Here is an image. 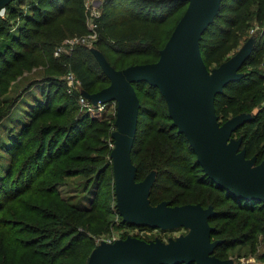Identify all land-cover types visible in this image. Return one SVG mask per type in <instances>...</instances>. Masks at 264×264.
I'll return each mask as SVG.
<instances>
[{
  "label": "trees",
  "instance_id": "1",
  "mask_svg": "<svg viewBox=\"0 0 264 264\" xmlns=\"http://www.w3.org/2000/svg\"><path fill=\"white\" fill-rule=\"evenodd\" d=\"M83 1L30 0L26 8H22L19 0L8 4L5 16L0 17V97L9 92L10 83L22 74L23 69L30 70L43 63L38 52L39 45L34 39L40 35L44 26L66 14L69 6L75 8L72 15L75 21L80 25L84 24ZM128 1L119 0L122 12L111 10L98 18L100 30L108 29L113 37L119 27L143 24L157 28L173 16L175 10L183 8L184 14L188 6L184 0H140L143 4L142 12L135 13L126 5ZM117 13H120L119 17ZM16 18L20 20L17 21ZM9 20H13L12 26L7 25ZM253 23L264 27V0H223L218 15L204 32L200 44L207 67L211 63L219 66L228 60L226 53L238 46ZM172 31L161 37L158 36L159 33L156 35L149 29L140 34L138 29L127 32L125 28L118 32L116 42L101 41L100 45L105 48L102 52L109 63L119 70L117 62L120 58L115 60L119 56H136L139 61L132 65L156 62ZM87 54L97 62L99 68L96 72L86 64ZM60 59L61 65L64 62L70 65L85 91L95 93L99 91H96L99 84L106 83L105 87L110 84L91 50L77 47L70 57ZM263 59L264 30L255 35L252 53L240 70L243 77L229 83L216 97L215 107L221 124L231 113H238L232 112L236 107L238 111L243 108L250 111L252 105L264 99V73L259 68ZM124 68L126 67H121ZM246 68L248 69L245 70ZM12 70H16V74H11ZM5 75H9L11 80L2 81ZM145 85V93L149 99L144 103L140 100L132 160L137 166L138 181L144 173L147 176L155 171L149 195L151 204L160 203L159 194L155 191L158 184L163 186L166 182L171 187L169 201L172 205L200 203L204 207L213 206L216 214L210 219V224L215 228L212 239L224 240L214 254L220 259H228V250L239 246L241 250H247L241 256H254L264 264V202L233 197L219 189L204 174L197 163L196 154L186 137L177 132L169 114L164 116L166 124L163 128L157 124L160 106L165 105L167 108L160 91L147 82L134 83L139 99L140 90H143L140 86ZM45 90L46 88L35 103H29L27 108L21 110L25 113L24 118L18 120L25 125L10 128L8 138L11 141L8 146L6 144L5 150V154L10 157L9 161L0 157V264H87L96 247L93 238L104 233L107 223L108 212L102 208L98 197L90 209L83 210L62 200L56 188L61 185L64 177L75 175L69 174L74 170H77L78 175L85 173L103 179L106 170L110 169V179L114 181L112 163L111 160L107 163L106 157L111 149L103 141V156L90 159V166L75 169L69 163H81L79 157L82 151L76 155L73 153L83 140L90 138L91 123L101 126L94 128L92 133L103 136L108 134L109 129H114L115 116L108 122L99 123L86 112L77 111L74 106L77 98H71L65 106L55 107L56 100L51 94L50 86ZM248 92H252L253 99L252 102L245 103ZM13 104L12 100L0 101V120L10 113ZM250 116L233 136L244 128L245 133L240 137L247 157L255 156L256 163H260L264 158V108ZM50 118L60 121L49 123ZM141 135L147 137V149L150 146L154 148L156 141L164 139L166 150L156 149L154 156L149 158L147 149L138 145ZM172 172L180 173V176L174 178V181L163 178ZM174 187L184 189L185 193L173 191ZM112 191L114 197L115 186L114 192ZM165 191L168 193L170 190Z\"/></svg>",
  "mask_w": 264,
  "mask_h": 264
},
{
  "label": "water",
  "instance_id": "2",
  "mask_svg": "<svg viewBox=\"0 0 264 264\" xmlns=\"http://www.w3.org/2000/svg\"><path fill=\"white\" fill-rule=\"evenodd\" d=\"M11 1L0 0V10ZM184 1L188 6L156 62L118 70L101 51L92 49L110 84L98 92L83 94L95 105L116 103L110 159L122 221L161 232L180 228L188 232L167 242L133 236L103 241L92 250L87 264H234L232 259H220L214 254L223 242L212 239L215 228L210 219L216 214L213 206L172 205L170 201L152 205L149 195L155 172L137 180L132 152L141 103L134 83L147 82L160 91L173 126L186 137L198 165L219 189L233 197L264 202V158L260 163H256L255 156L248 158L242 137L233 136L251 116L243 113L221 124L215 107L216 97L225 87L243 77L240 70L252 53L254 38L210 70L200 44L223 0Z\"/></svg>",
  "mask_w": 264,
  "mask_h": 264
},
{
  "label": "rangeland",
  "instance_id": "3",
  "mask_svg": "<svg viewBox=\"0 0 264 264\" xmlns=\"http://www.w3.org/2000/svg\"><path fill=\"white\" fill-rule=\"evenodd\" d=\"M30 0H19V4L22 6V8H26L29 4ZM128 1V0H127ZM84 13H85V21L84 24H78L75 19L73 18V13L75 12V8L69 6L67 7V13L64 14L62 17H59L57 20L53 21L50 25L44 26L41 31L40 35L34 39V42L39 45L38 52L41 57V60L43 63L33 66L30 70L23 69L22 74L16 78V80L12 81L9 86V92L3 93V95L0 97V101H7L12 100L13 101V107L10 109V113L3 117L0 120V157H5L7 161H9L10 157L9 155H6V144L7 146L10 144V137L9 131L10 128L13 126H17L18 128L23 127L25 123H22L23 121H19L18 119L24 118V112L21 111L23 108H27L29 103H35L36 99L41 97L43 95V90L50 86L51 94L53 98L56 100L55 107L58 105H66L67 102L73 98L75 102V107L78 112H85L84 108L79 104V95L84 92L80 86H72L67 78V63H65L63 60V65L60 64V58H68L72 55L73 50L77 47L86 48L88 50L97 49L99 51L105 50V48L100 45L101 41H107L109 43L116 42L117 39L116 36L118 35V32L121 30H124L126 28L127 32L130 30L138 29L140 30V34H142L146 29L151 30L154 34H158V36H163L164 34L170 32L173 30L174 26L178 22L179 18L182 16L184 9L180 8L178 10H175L174 15L171 16L163 25L159 27H155L154 25H135L132 27H119L111 37V33L108 29L101 28L100 25H98V18L102 17L104 13L110 12L111 10H114L116 12H122V5L120 6L119 0H111L108 2V0H96V3L93 4V8L98 7V13L99 15H93L90 14L88 11H91L92 3L91 0H84ZM127 6H130L132 10L135 11V13L142 12L143 4L140 0H131L128 1L126 4ZM87 6H89L90 9H87ZM116 9V10H115ZM118 14L117 13V17ZM5 16V15H4ZM96 19L97 22V28L95 29L93 26H95V23L92 22ZM123 19V18H122ZM15 20H20V18H16ZM124 20V19H123ZM8 26L13 25V20L8 21ZM95 29V32L93 33L92 30ZM99 29V30H98ZM253 30V31H252ZM264 30V27H261L257 23H253L251 27L248 29L247 34L245 38H242L238 42V46H236L233 50H230L226 53V56L231 58L240 48L243 47V45L251 38H255V35L261 34V31ZM247 37V38H246ZM71 43V44H70ZM61 49V52L57 54V51ZM103 53V52H102ZM88 55V54H87ZM120 58V59H119ZM86 64L91 68V70L96 72V69L99 68L97 62L95 61L94 57H88L85 55ZM119 59V60H118ZM115 60H118L117 67L121 69V67L125 66H131L132 64L137 63L139 59H137L136 56H132L129 58H125L123 56L116 57ZM264 73V59L261 61L260 65ZM215 67H218L216 63H211L209 65L210 69H213ZM250 68V67H248ZM246 68L245 70H247ZM11 74H16V70H12ZM10 81V76H6L2 79V81ZM49 81V82H47ZM5 82V83H6ZM107 84L101 83L97 86L96 91L105 88ZM143 90L140 94V100L144 103L149 97L145 93V90L147 89V85L140 86ZM45 90V91H46ZM71 90L72 93L69 91ZM37 96V97H36ZM17 98V99H16ZM253 94L252 92H248L245 96L244 102L250 103L252 102ZM72 101V100H71ZM10 102L7 104L9 105ZM160 106V104H159ZM246 106V104L244 105ZM261 108H264V99L258 100L254 105L251 106L250 111L246 110L245 108L238 111V108L234 109L235 111L232 112H238L237 114L231 113L229 117L223 121H227L228 119L240 115L243 113L246 114H256ZM116 103H112L110 105H107L105 109L102 111V114H94L89 117L91 119H95V121H98L99 123L108 122L109 119L116 114ZM242 112V113H241ZM160 117L157 119V124L163 128L162 126L166 124L164 116H168L167 108L165 105H161L159 108ZM60 120L58 119H49L48 122L50 123H58ZM28 123V122H27ZM26 123V124H27ZM101 126H94V124L91 123L90 126V138L83 140L77 151L75 150L73 155L79 154L81 151V163H69V166L71 168H78L84 167V166H90L91 160L94 158H101L103 156V147H102V141L106 143L107 146L112 150L113 149V141H112V133L114 132V129L110 131L108 130V134H105L103 136H98L96 133H92L94 128H100ZM95 130V129H94ZM245 133V129L243 128L240 133H237L234 137L236 139L240 138V135ZM108 137H107V136ZM106 136V137H105ZM101 142H100V141ZM147 140V137L141 135L138 139V145L143 146V148L147 149V144L145 143ZM166 141L158 140L155 142L154 148H151V146L147 149V156L149 158L154 156V152L156 149L166 150ZM111 152V151H109ZM2 154V155H1ZM107 157V163L110 162V154H108ZM109 161V162H108ZM0 162H2V158H0ZM149 162V161H148ZM77 170H74L73 173L69 174H75L72 176H67L63 178V182L59 187L56 188L57 192L60 194V197L62 200L66 202H70L69 204L75 205L78 208H81L83 210H88L93 206V202L95 198L98 197V200L102 202V208L107 210L108 215L106 218V225L104 226V233L96 236L93 238L95 245H99L103 241H114L117 239L125 238L128 236L138 237L141 239H149L155 240V239H161L162 241L167 242L170 238H176L181 235H185L188 230L185 228L176 229L174 231L169 232H161L160 230L156 229H136L133 227H130V225H127L123 223L122 218L119 216V214L116 211V202H115V196L112 197V188L114 192V181L113 179H110L112 176V172L110 169L106 170V176L105 178H101L99 176H88L85 173L83 174H77ZM155 172V171H154ZM68 174V175H69ZM146 174L141 176L139 179L140 181L145 178ZM180 176V173L172 172L168 174L167 176H164L163 178H167L168 180L174 181V178H178ZM113 178V177H112ZM102 183V184H101ZM101 184V185H100ZM164 185L161 186L158 184V189L155 191L156 194H159V200L162 201H169V196L171 191V187L167 186L168 183L164 182ZM165 189H169L168 193L165 191ZM173 191L176 190L178 193H185L184 189L180 187H174L172 189ZM114 195V193H113ZM227 206V205H226ZM214 240H221L224 241L222 238H217ZM247 250L241 248L239 246L233 247L228 250V259H232L235 264H262L261 262H258L257 259L254 256H241L240 254L246 253Z\"/></svg>",
  "mask_w": 264,
  "mask_h": 264
},
{
  "label": "built area",
  "instance_id": "4",
  "mask_svg": "<svg viewBox=\"0 0 264 264\" xmlns=\"http://www.w3.org/2000/svg\"><path fill=\"white\" fill-rule=\"evenodd\" d=\"M91 3H92V8H91V11H88L90 14L96 16V15H99L98 13V7H95V9L93 8V4L96 3V0H91ZM87 9H90L89 6H87ZM6 14V8H2L0 10V17L4 16ZM95 23V26H93L95 29L97 28V22H96V19L94 18V20L92 21ZM95 29L92 30V32L94 33L95 32ZM253 31V30H252ZM71 44V43H70ZM61 52V49H59L57 51V54H59ZM66 78L68 80V82L73 86H80L81 87V82L80 80L76 77L75 73L73 72V70L71 69L70 65L67 63V75H66ZM71 93L72 91L69 90ZM79 104L82 106V108H84L85 112L92 117V115L94 114H102V111L105 109V107L107 105H110L112 103H98L97 105L93 104L89 99H87L83 92L79 95ZM116 111V110H115ZM114 130H115V127H114ZM113 145H114V140H113ZM114 147V146H113ZM115 241V240H114ZM114 241H107V242H114Z\"/></svg>",
  "mask_w": 264,
  "mask_h": 264
}]
</instances>
